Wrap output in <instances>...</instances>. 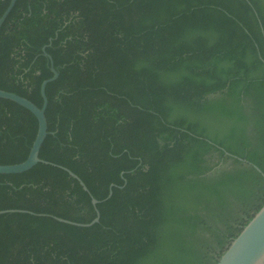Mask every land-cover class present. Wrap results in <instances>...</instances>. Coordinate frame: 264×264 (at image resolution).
I'll use <instances>...</instances> for the list:
<instances>
[{"label":"trees","instance_id":"trees-1","mask_svg":"<svg viewBox=\"0 0 264 264\" xmlns=\"http://www.w3.org/2000/svg\"><path fill=\"white\" fill-rule=\"evenodd\" d=\"M49 55L42 160L0 172V264H215L264 204V0H15L0 88L41 106ZM37 125L0 97V163Z\"/></svg>","mask_w":264,"mask_h":264},{"label":"water","instance_id":"water-1","mask_svg":"<svg viewBox=\"0 0 264 264\" xmlns=\"http://www.w3.org/2000/svg\"><path fill=\"white\" fill-rule=\"evenodd\" d=\"M14 2L15 0H10L8 5L0 15V26L5 16L13 6ZM49 58L52 75L44 78L41 82L40 92L43 98L41 106H38L32 100L21 94L0 88V97L11 99L27 107L35 114L38 122L37 131L35 137L32 140L27 156L23 160L18 162L0 163V172H20L30 168L35 163L42 160V158H40L39 156V149L47 133V120L45 116L47 97L45 94V85L47 81L55 79L58 75V71L54 67L50 55ZM244 160L247 162L246 159ZM249 163H251L257 170L261 171V169L255 163ZM65 168L72 176L76 177L79 180L83 188L87 189V186L85 185L83 180L75 172L67 167ZM110 193L111 190H109V194ZM91 201L93 204H95L97 202V199L92 196ZM7 210H15V208L0 209V213ZM57 218L62 221L78 225H89L98 220L99 212L98 210H96V215L88 222H79L58 216ZM215 264H264V204L254 213V215L242 227L239 233L231 240L226 249L219 256Z\"/></svg>","mask_w":264,"mask_h":264}]
</instances>
